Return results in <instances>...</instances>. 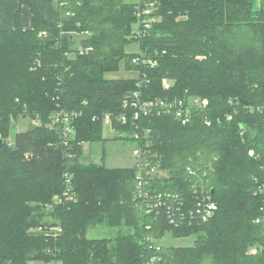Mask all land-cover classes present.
Returning <instances> with one entry per match:
<instances>
[{
  "label": "trees",
  "instance_id": "obj_1",
  "mask_svg": "<svg viewBox=\"0 0 264 264\" xmlns=\"http://www.w3.org/2000/svg\"><path fill=\"white\" fill-rule=\"evenodd\" d=\"M9 1L30 8L33 28L24 29L18 10L15 28L0 29V264H264V0L259 8L256 0H157L142 18L147 0H46L60 25L33 0ZM143 20L155 21L138 36ZM75 35H85L80 48ZM134 43L140 54L127 52ZM137 57L157 65L134 64ZM123 61L138 76L107 79ZM190 97L209 105L186 126L157 108L135 119L136 103ZM62 112L76 114L69 143L50 128ZM23 115L36 123L10 142ZM108 115L120 134L150 132L140 146L171 173L156 186L180 194L184 211L203 180L188 168L204 178L217 205L207 223L146 215L134 167L87 162L84 144L109 141ZM47 216L60 229L38 231ZM96 227L117 229L116 239L88 238ZM166 234L196 239L154 246Z\"/></svg>",
  "mask_w": 264,
  "mask_h": 264
},
{
  "label": "built area",
  "instance_id": "obj_2",
  "mask_svg": "<svg viewBox=\"0 0 264 264\" xmlns=\"http://www.w3.org/2000/svg\"><path fill=\"white\" fill-rule=\"evenodd\" d=\"M154 4L152 3L149 10L144 11L139 14L142 18L143 16H150L152 14V8ZM155 20H143L139 31H137L138 36L142 35V32H146L152 27ZM140 28H142L140 30ZM145 63L150 64L153 67L156 63L151 60L142 59L137 57L134 59V64ZM172 84L170 80L165 79L163 85L168 88ZM136 97H138L136 95ZM209 105L208 100L201 99L199 97H190L185 100L173 99V100H160L158 102L152 103H136L134 107L137 109L135 113V119H140L142 115L147 116L152 113V111L157 108L159 114L164 113L174 116V118L179 121L183 126L191 123L194 116V111L207 107ZM76 117V114H72ZM67 113H59L53 118L50 128L59 126L63 130L64 141L69 143L73 140L75 136V128L73 126V117ZM122 123L126 124V117L121 118ZM111 124L110 115L106 116L104 119V124ZM209 125V123H208ZM112 130H114L111 127ZM115 131V130H114ZM117 132V131H116ZM120 134V133H119ZM150 135V132H145L142 136L141 133L135 132L131 135L120 134L123 137H129L136 143V149L133 155L136 157V161L132 168L136 169V200L139 208L146 215H156L166 217L171 225L179 226L185 224H195V223H207L215 214L217 210L216 203L212 200L209 190L204 185V178L200 174L188 168L189 175L197 179L198 177L202 182V186L198 187L196 184L193 186L195 189V201L192 203L190 210L184 211V200L180 194H170L166 192L159 191L156 184L158 181L157 174L163 170H160V165L155 163L153 159L144 151V148L140 146L144 142V138ZM0 140L2 141L1 135ZM149 144H145V147H149ZM249 156L253 157L254 152L250 151ZM206 177V175H204ZM155 182V183H154ZM38 231L44 232L43 228H39ZM51 231H57L56 228ZM31 264H59L56 262L43 263V262H33ZM61 264V263H60Z\"/></svg>",
  "mask_w": 264,
  "mask_h": 264
},
{
  "label": "rangeland",
  "instance_id": "obj_3",
  "mask_svg": "<svg viewBox=\"0 0 264 264\" xmlns=\"http://www.w3.org/2000/svg\"><path fill=\"white\" fill-rule=\"evenodd\" d=\"M131 2L133 0H126ZM151 4L157 0H147ZM261 0H256L255 8H259ZM140 21L138 24L135 25V31H139ZM85 38V35H75V47L80 48V42L82 39ZM128 53H139L140 54V46L138 43H134L127 47ZM71 58H75L74 55ZM134 63V61H133ZM138 76L137 73L134 71L126 70L124 61L120 64V69L117 72L109 73L106 75L107 79H131L136 78ZM36 123L35 120L27 117V116H20L13 122V129L11 131L9 141L12 142L17 132H22L27 130L29 124ZM104 136L109 139V141L95 143V144H84V150L86 157L90 158L87 162H94L97 164H103L107 168H129L132 167L136 161V157L133 155L134 150L136 149V143L132 140H121L115 141V138H118L120 134L111 129V124L106 123L104 125ZM171 173L168 171L159 172L157 174L158 181L161 184H166L169 182V178ZM155 183V182H154ZM46 225L42 227L45 228L44 231H51L54 228L56 230L60 229L57 227L58 221L54 217H46L45 219ZM35 229H31L29 232L32 234ZM125 233L127 229L123 230ZM118 234L117 229H110L108 227H96L92 229L88 233V238L90 239H111L115 240ZM196 237H190L187 239H173L170 234H166L164 237L158 240H154V246L164 245L166 247H185V246H192L195 242ZM256 253L257 250L252 249L251 253ZM57 263V262H56ZM60 264V262H58ZM62 264V263H61Z\"/></svg>",
  "mask_w": 264,
  "mask_h": 264
},
{
  "label": "crops",
  "instance_id": "obj_4",
  "mask_svg": "<svg viewBox=\"0 0 264 264\" xmlns=\"http://www.w3.org/2000/svg\"><path fill=\"white\" fill-rule=\"evenodd\" d=\"M57 3V0H53ZM42 16L55 25H60V16L54 6L46 0H33ZM21 10L23 27L25 30L33 28V16L28 6L20 5L19 2L0 0V29L11 30L15 28V13Z\"/></svg>",
  "mask_w": 264,
  "mask_h": 264
},
{
  "label": "water",
  "instance_id": "obj_5",
  "mask_svg": "<svg viewBox=\"0 0 264 264\" xmlns=\"http://www.w3.org/2000/svg\"><path fill=\"white\" fill-rule=\"evenodd\" d=\"M3 145V141L0 140V147Z\"/></svg>",
  "mask_w": 264,
  "mask_h": 264
}]
</instances>
